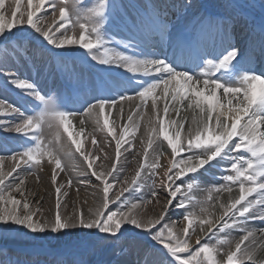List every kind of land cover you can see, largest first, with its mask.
Masks as SVG:
<instances>
[{
	"label": "snow or ice",
	"instance_id": "6c2138e0",
	"mask_svg": "<svg viewBox=\"0 0 264 264\" xmlns=\"http://www.w3.org/2000/svg\"><path fill=\"white\" fill-rule=\"evenodd\" d=\"M24 0H14L15 10L11 15V21L5 22V16L0 14V41H7L13 34V30L18 27H27L38 34L37 38H42L48 45L55 49H65L69 47H78L86 51L91 59L99 65H114L126 69L127 72L139 74L143 77L157 76L159 79L149 84L141 85L138 95L145 103L148 100L153 101V107L156 109L157 119L160 111L157 101V92H162L160 99L164 100L163 115L168 116L169 103L168 98L171 94L172 103L189 101L188 107L195 106L199 110V119L194 118L192 125L196 129L193 138V131L188 132L186 149L180 146V132L175 136L169 135L168 123L165 120L163 125L162 139L167 142L171 148V154L174 157H182L184 151L191 152L193 149L199 150L187 158H180L171 161V167L165 173L167 183L161 179V186L169 194L170 200L166 210L158 219L143 220L138 214H133L132 210L141 207V204L131 203L126 207L130 210H121L120 212L112 211L105 215L110 203H122L121 197L125 192L132 191L138 187L141 180V173L145 167L149 169H158L161 167L159 158L154 163L148 164V153L144 152L145 164L136 172L134 178L129 182L127 179L124 185L119 188L112 199L109 200L110 190L116 187V182L110 184L109 178L117 172L115 165L110 171L97 172L93 170L91 175L96 177L104 185V202L92 214L91 217L85 218L83 212H73L71 215L62 216L61 213V187L55 188V213L52 220L44 218L40 207L33 208L26 199L25 179L16 177L17 184L7 185L5 180L11 179V173L0 172V227H18L24 228L34 234H43L51 232L59 234L63 231L76 228L95 229L98 233L106 235L109 239L120 240L123 236L122 229L127 231L125 226L141 230L148 234V238L161 244L167 253L174 258L176 264H220L217 260V250L207 244H202L199 238L196 239L195 246H190L189 229L193 227V220L187 218L191 215L188 213L187 227L183 229V237L174 233L173 226H164L165 217L168 209L172 207V201L176 202L178 208H185L186 202L183 199L177 200V193L181 192L180 185H174V181L183 180L185 176L193 175L206 169L213 161L223 158L231 153L246 152L251 159L243 157L230 156L231 166L230 174L226 180L231 184L239 185V196L227 207L223 204L224 216L227 221L223 225H218L221 231L225 229L239 228L255 220L264 222V73L250 72L241 66L243 59L240 50L231 48L227 50L217 63L208 60V69L198 75H189L185 70H177L171 63L164 58L155 59H135L133 56L120 52L109 54L107 45L117 43L109 40L103 32V27L107 23V14L110 8H114V3L110 0H103L100 7L88 15H83L78 4L80 0H26L27 6L24 11L21 10V4ZM5 0H0V9H4ZM59 13V20L51 26H42L43 17L41 13H49L55 17V12ZM137 33L145 36L153 33L165 37L166 26L155 14L140 18L135 25H132ZM55 28V31H53ZM67 29V31H65ZM79 30L77 37L76 32ZM71 33V34H70ZM125 48L134 47L124 43ZM264 52V48H262ZM14 56L15 53H12ZM223 73V77L218 75ZM0 76L5 78V82L16 90L22 92L33 99L36 110L21 111L18 108L5 103L0 99V130L15 132L21 134L25 139L36 142L38 146L28 147L24 151L10 157L13 161V171L21 167V163L27 165L29 169L33 166H39L42 160L47 156L49 163L55 162V168L62 170L60 159L51 154L50 150L40 146L44 145V129L57 128V141L60 137L59 129L62 127L63 133L75 146L77 152H80L84 160L88 162V168H93V160L90 155L81 151V142L77 141L73 135V125L70 116L75 115L66 110L56 107L52 99H48L36 88V86L27 80H22L14 75L0 71ZM231 81V82H230ZM139 83V82H137ZM124 100H132L133 96L124 95ZM120 97L114 98L111 107L115 108L116 102ZM108 101L101 100L98 104L90 105L86 111L81 114L84 116L91 115L96 109V123H100V114L104 113L108 107ZM137 111H140L138 108ZM124 109H119V116L123 117ZM15 115L18 117L12 123H5V118ZM134 115V113H133ZM144 117L141 116L140 120ZM80 125L84 124L83 120L79 121ZM128 125H132V116L127 118ZM173 124L176 121H172ZM103 126L107 128L108 134L115 139L116 162L121 158V149L125 148L124 139L130 133L127 126L123 129V136L117 138L116 131L109 126V116H103ZM138 129L139 125H135ZM183 130V124L180 126ZM83 136L81 130L77 133ZM236 141V143H233ZM96 143L95 140L92 141ZM131 142H129V145ZM231 145V147H229ZM151 147V143L149 144ZM127 151V148H125ZM227 150V153H226ZM19 157V162L18 161ZM95 159L99 160L97 156ZM3 168V160L0 159V169ZM173 169L178 171L172 173ZM153 176L155 172L151 173ZM234 174V175H233ZM56 175L53 174V183L56 182ZM71 182H69L70 184ZM187 188L191 190L193 185L187 183ZM232 191L231 187L227 189ZM78 191V190H77ZM216 192H222L223 189L217 187ZM14 193L20 195L17 199ZM66 195V193H65ZM153 197L156 193L153 192ZM249 197H256L255 200H249ZM151 203V200L147 201ZM259 207V211L254 210ZM203 211V209H202ZM75 217V218H74ZM224 220V217H221ZM201 231L203 225H210L211 220L205 219L201 222ZM160 225L163 227H158ZM153 229H156L153 232ZM195 230L193 229V232ZM215 228L212 229L214 233ZM264 232V230H261ZM253 236L252 231H247L242 239L235 244L234 251L227 254L226 264H247L253 260V251L245 248V242ZM221 244L227 243L225 240ZM181 254H187L181 256Z\"/></svg>",
	"mask_w": 264,
	"mask_h": 264
},
{
	"label": "bare ground",
	"instance_id": "6f19581e",
	"mask_svg": "<svg viewBox=\"0 0 264 264\" xmlns=\"http://www.w3.org/2000/svg\"><path fill=\"white\" fill-rule=\"evenodd\" d=\"M207 1L212 3L213 7H216V5L219 6L217 11L228 13L229 16L234 13L233 9L231 8H234L235 6L249 8L254 6L255 3L264 4V0H221L222 3H220L218 0ZM165 2L166 0H151L152 9L153 11H155L156 15L160 6L164 5ZM102 3V0H80V8L82 10L87 8L91 9L93 4H96L98 9ZM26 6L27 3L26 0H24V2L21 4V10L24 11L26 9ZM14 10V0H5V7L4 9H0V14H3L5 16L6 23L11 21V15ZM52 11L55 12V9H53ZM113 11H115L114 8H110L108 12ZM40 15L41 17H43L42 26L45 27L51 26L59 20L58 12H55V17L51 16L49 13H41ZM111 30L112 23L107 20V23L103 27V32L106 36H108ZM53 31H55V28H53ZM65 31H67V29H65ZM76 35L78 37L79 30H77ZM37 36L38 34H34V31L27 27H18L17 29H14L13 34L11 35L9 40L0 41V66L2 68H6L9 66L7 60L5 59L6 52L9 51L11 48H14L15 46H20L21 44L27 46L28 48H31V50H42V52L48 57H52L53 59L60 62L62 61V63L66 62L69 65H72L77 62L76 56L84 57V59L89 56L85 50L75 46L65 49H55L53 46L48 45L47 42L44 41L42 38H37ZM107 47L109 48L110 55L117 50L115 46L111 44L107 45ZM52 50H54V52L51 53ZM17 63L20 62H15L13 66H17V69H20L18 71L23 77H34L37 89H45L43 85L39 82V76L34 74L29 75V73L24 71L23 67H19L20 65L18 66ZM0 80L5 81V78L3 76H0ZM17 91L21 92L20 90ZM171 94L172 93L170 92L168 98L169 113L167 117L163 115L162 111L164 105V100L160 99V97L162 96V92H157L156 94V103L160 111L159 119H157V110L154 109L152 100H150V102H146L147 106H145V103L143 101H140L141 98H134L132 100H121V103L119 104V106H117L118 109L115 110V120L111 122L109 120V126H111L116 131L117 138L123 136V129L125 126L128 127L130 133L134 134L129 135L126 139H124L123 142L125 144V148H127V151L125 150V148L121 149L122 155L118 163L115 159L116 141L108 134L107 128L103 126L104 115L100 114V123H96L97 110L94 109L93 113L88 116H79L78 112H70L75 114L72 116V121L75 126V128H72L73 135L77 141L81 142V151L84 154L90 155V158L93 160L92 169L88 168V162L84 160L80 152L76 151L75 146L71 143V141L67 137V134L63 133V129L61 127L59 129L60 137L57 141L58 145H55L53 149L54 151H57V153H55L56 155H61L62 157H64L65 161L64 163H62L65 165L63 169L64 171H62L61 169H56L55 162L53 161L52 163H49L48 158V161L41 166V168H43V174L41 175V177H39L38 180L34 177L24 175L25 173L22 172L23 169L21 170L23 163H21V167L18 170L13 171V161H11V159L9 158H3V168L0 169V172L11 173L12 178H6L5 180L7 185L10 183L9 186L18 183L16 177H22L25 179L24 191L26 193V199L32 205L33 208H41L45 219L52 220L54 217L56 201L55 188L57 186H62L61 199H66L65 202H63V205L61 206L62 216L71 215L73 212H83L85 218H89L104 202V185L101 183V181L97 180L96 177L92 176L91 172L95 170L98 173L104 172L105 174H107L110 169L115 165V167L117 168V172L113 173L112 176L109 178L110 184L116 182V187L111 189L109 193V200H111L113 195L119 191L120 187H127V185H124L125 179L130 182L134 178L136 172L140 169V167L145 164L144 152L147 151V163H154L158 157L161 167L158 169H149L145 167L143 177L145 173H147L146 170L150 171L151 173L153 171L155 172L154 176L151 173H148L150 174L148 178L156 181L155 189H150L146 192L145 190L143 191L145 193L144 196L151 197V203L141 204L140 208L132 211L134 212V214H138L140 218L145 221L150 219H158L160 215L166 210V206L168 205L170 200L169 194L165 191V188L161 186L160 181L161 179H164L167 183L165 173L168 172V169L171 167L170 162L175 159L182 158L174 157L171 154L170 146H168L167 142L162 139L164 121L166 120L168 123L169 135L175 136L177 132H180V146L186 149L187 140L189 138L188 132L190 130L193 131L194 138L196 131V129L192 125V120L194 118L199 119L200 116L199 110L195 108V106H193L192 108L188 107L189 101H184L183 104H180L179 102L172 103ZM7 104L14 106L21 111L27 110V107L19 106V103L15 99H11ZM120 108L124 109L122 118L119 116ZM138 108L140 109V111H137ZM186 110H190L189 114L187 115V122L184 125L183 130L179 131V121L177 119H173L177 114L185 115ZM130 115L132 116V125H128L127 123V118ZM141 116L144 117L143 120H140ZM17 119L18 117L13 115L11 117L5 118L4 122L12 123ZM80 120L84 121L83 125H80ZM172 121H176V123L173 124ZM137 124L139 125L138 129L135 127V125ZM53 128L54 131L52 133V136L56 138L57 128ZM81 130H83L84 135H77V133ZM0 136L1 138H3L2 142L0 143L2 147H4L6 144L4 143V141L9 142V140L12 141L24 138V136L21 134L4 130H0ZM93 140L96 141L95 144L92 143ZM129 142H131L130 145ZM150 143L151 147H149ZM233 143H236V141H233ZM229 147H231V145H229ZM183 153H187L188 156V154H190L191 152L184 151ZM248 155L249 153L245 154V156ZM97 156L100 157L99 160L95 159V157ZM230 156L241 157L242 155L241 152L231 153L225 155L223 158H218L217 161H213L212 164L207 166L206 169L211 170V172L215 171V173L217 174H222L221 179L219 178V176H217V180H219V182L216 183L209 190H201V187H203L201 186V183H193L194 181H196V177H198L197 174L194 177H187V179L178 180L177 182L174 181V185L181 186V192L177 193V200H185L186 207L178 208L176 206V202L172 201V207L167 210L168 214L165 217L164 225L165 227L173 226L174 233L180 237H183L184 228H182L179 224V218L184 217L187 211L195 212V217H187L193 220V227L189 229L190 244L196 247L198 246L195 245V241L197 238H199L202 242L205 238H207V236L214 235V239L217 240L215 242L214 248L217 250V260L220 262V264H226L227 259L221 253V248L228 247L230 252L234 251L235 244L241 240V238H239V235L244 232L243 227V230H240L239 228H234L225 229L224 231H221L220 228L217 227L218 225H223V223L227 221V217L224 216V208H222L221 205L223 204L225 207H227L239 196V189L235 190L237 187L239 188V185H231L226 180V169L223 168V166H231V159L229 158ZM17 162H19V158ZM228 170H230V168H228ZM176 171H178V169H173L172 173L168 174L171 175L173 174V172ZM53 174H55L57 177L55 183H53ZM228 174H230V171H228ZM67 176L69 178H67ZM189 178L193 179V182L191 184L194 187H197L198 190L195 192V198H191L188 200V197L185 196L184 191L187 192L189 189L187 188V185L183 183L187 184V180L188 182H190ZM69 182L71 183L69 184ZM217 187L222 188L223 191L216 192L215 189ZM228 187L232 188L231 192L227 190ZM153 192L156 193L155 197H153L152 195ZM14 195L17 199L21 198L20 195L17 193H14ZM255 199L256 197L250 198L249 200ZM259 210L260 209L258 207L254 210V213ZM221 217H224V220H222ZM187 218L185 220L184 227L188 226ZM205 219L211 220L212 223L210 225H203V231H201L200 222ZM158 227L161 226L158 225ZM256 227V230H252L253 236L250 237L249 241L245 242V248H248L253 251V260L248 261L247 264H264V232L261 231L264 230V222H261L259 220L258 226ZM213 228L218 230V232L215 231L213 233ZM193 229L195 230L194 232ZM80 230H82V228H80ZM55 236H58V234H55ZM221 240H225L227 241V243L221 244ZM10 243L11 242L9 240H3L1 242V245L5 246L6 249H9ZM218 245L219 248L216 247ZM228 245H231L232 247H229ZM144 246L147 250L153 248V244L150 242L145 243ZM9 252H11L10 249ZM133 261L134 260L125 257L122 262H116L112 264H128L132 263ZM140 261L141 260L139 259V262ZM9 263L15 264L13 261H9Z\"/></svg>",
	"mask_w": 264,
	"mask_h": 264
},
{
	"label": "rangeland",
	"instance_id": "374dc122",
	"mask_svg": "<svg viewBox=\"0 0 264 264\" xmlns=\"http://www.w3.org/2000/svg\"><path fill=\"white\" fill-rule=\"evenodd\" d=\"M97 6L96 4L92 7V10H96ZM44 145L40 146L44 149L48 150V147L52 145V147L55 146V144L50 143L49 140H44ZM36 147V145L31 146ZM26 149V148H25ZM24 149V150H25ZM61 150V149H59ZM9 152L7 154H4L6 157L13 156L16 150L9 149ZM199 150H197L198 152ZM57 153V151H54V154ZM196 153V152H195ZM11 155V156H10ZM61 155H58L61 163H64V157L62 159L60 158ZM47 158H44L42 160L45 161ZM41 165V164H40ZM65 165L62 164V171H64ZM26 171L27 175L29 177H34L39 180V177L43 174V168H40L39 166H33L32 169H29L28 166L24 170ZM67 178H69L67 176ZM186 179V178H185ZM147 179H143L141 177V180L138 184L137 188H134L132 191L125 192L124 195L121 197L122 203H110L108 209L105 211V215L110 214L112 211L120 212L121 210L128 211L126 206L131 203H138V204H146L147 201L150 200L151 197H144L140 192L145 189V187L151 188L154 187L153 182H148ZM185 182V181H184ZM187 183H192L190 182ZM187 185L186 183H183ZM188 192V191H187ZM190 195V194H189ZM62 205L63 202H65L66 199H61ZM219 203V202H218ZM82 211V210H81ZM188 213H191L188 217H195V212H189L187 211L186 215ZM134 214V212H133ZM185 220L181 218L180 222L183 223ZM128 230L124 231L122 229L123 235L128 233H134V234H144L141 230L132 228L131 226H125ZM163 230V228H161ZM156 229H153V232H155ZM214 235L209 237L206 241H204L202 244H207L208 246L214 247L215 242L217 240L214 239ZM107 236L104 234H100L95 229H82L76 228L72 230L63 231L58 234V236H55L54 233L46 232L43 234H34L28 231L27 229H20L18 227H0V243L2 240H9L11 241V244L17 248V250H27V252H31L36 255H49L53 256L60 261H82L85 264L92 263V264H106L109 258V251L111 245L114 246V242L112 240L106 239ZM144 238L148 239V234L144 236ZM155 244H157L154 241ZM199 247V246H198ZM197 247V248H198ZM223 248L221 251H224ZM25 252V251H24ZM15 259H18L14 257Z\"/></svg>",
	"mask_w": 264,
	"mask_h": 264
}]
</instances>
